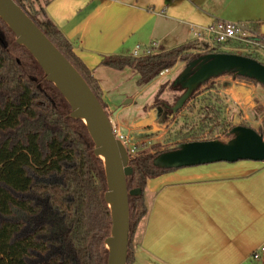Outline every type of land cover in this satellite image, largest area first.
Wrapping results in <instances>:
<instances>
[{
    "label": "trees",
    "instance_id": "1",
    "mask_svg": "<svg viewBox=\"0 0 264 264\" xmlns=\"http://www.w3.org/2000/svg\"><path fill=\"white\" fill-rule=\"evenodd\" d=\"M15 1L77 68L109 115L98 81L75 54L73 44L61 28L48 16L45 5L37 8L40 0ZM250 26L254 30L257 24ZM207 46L196 40L148 55L108 56L103 63L117 70L134 69L138 73L137 84L146 86L165 69L179 62L187 65L202 55L193 54L194 50ZM223 46L245 49V56L264 64L258 50L235 40L218 44L208 52L235 53L224 51ZM225 75L258 83L236 74ZM201 86L179 111L201 113L194 123L191 118L190 123L182 124L178 130L177 137L183 142L201 140L205 133L220 127L227 130L230 124L221 117V106L211 99L212 94L199 97ZM171 90L180 93L175 104L184 89L173 81ZM162 105L172 115L173 105ZM71 112L70 104L46 79L28 49L16 42L14 32L0 17V264L108 263L105 239L111 234L112 216L105 200L104 163L94 153V142L84 121L73 118ZM241 124L252 127L248 122ZM262 129L263 126L257 131L264 136ZM141 135L135 132L132 138L140 139ZM160 153H144L131 160L133 174L127 179L128 187L141 188L142 193L129 197L127 264H134V236L148 213L147 182L174 170L153 164Z\"/></svg>",
    "mask_w": 264,
    "mask_h": 264
},
{
    "label": "crops",
    "instance_id": "2",
    "mask_svg": "<svg viewBox=\"0 0 264 264\" xmlns=\"http://www.w3.org/2000/svg\"><path fill=\"white\" fill-rule=\"evenodd\" d=\"M44 3L48 16L98 81L115 120L123 121L134 107L137 115L144 114L134 120L150 116L155 110L144 109L151 101L141 99L154 81L139 86L134 69L109 67L103 63L105 57L133 56L138 46L152 42L160 52L200 41L195 31L217 21L255 23V33L264 38V0ZM145 194L151 199L134 236V264H264V258H252L264 243V161L174 169L149 179Z\"/></svg>",
    "mask_w": 264,
    "mask_h": 264
},
{
    "label": "water",
    "instance_id": "3",
    "mask_svg": "<svg viewBox=\"0 0 264 264\" xmlns=\"http://www.w3.org/2000/svg\"><path fill=\"white\" fill-rule=\"evenodd\" d=\"M0 17L14 32L16 42L33 55L46 79L53 83L70 104L73 118L82 119L94 142V153L104 163L107 191L105 200L112 216L111 234L105 239L107 264H127L130 241V196L141 188L129 189L133 174L132 158L115 132L109 115L87 81L15 0H0ZM236 74L264 86V64L236 53H206L191 60L175 80L184 92L170 107L173 116L184 108L193 92L211 79ZM169 107V106H168ZM155 111L141 125L157 121ZM231 138L190 141L158 154L153 164L162 169H178L217 162L264 161V136L253 127L236 124Z\"/></svg>",
    "mask_w": 264,
    "mask_h": 264
},
{
    "label": "rangeland",
    "instance_id": "4",
    "mask_svg": "<svg viewBox=\"0 0 264 264\" xmlns=\"http://www.w3.org/2000/svg\"><path fill=\"white\" fill-rule=\"evenodd\" d=\"M44 6V0H40L36 3L37 8ZM218 46L215 45V47ZM226 52H235L236 54L245 55L247 50L242 48L230 49L225 46L222 47ZM201 50V54H204L205 48H200L193 51L198 53ZM204 50V51H203ZM159 50L155 49L154 52ZM142 54V52L140 53ZM200 54V53H199ZM260 60L264 62V51H259ZM192 55V54H191ZM186 63H184L180 68L175 66L171 69L170 74L160 75L157 79L154 80L151 84V88L145 93V96L141 100H150L151 105L144 109L155 110L159 107L155 105H160L163 107L162 103L173 105L178 97V94L175 91L171 90V84L175 81L178 76L183 72ZM162 85H165L161 94L157 93ZM200 96L204 97L209 94H212L211 99L217 101L218 105L221 106V117L230 123L227 130H224L223 127L217 128L211 132H207L202 136L201 140H212V139H221L227 141L231 138L230 130L236 125L241 124L242 122H248L256 131L263 126L264 130V86L255 82L243 80L240 78H235L231 75H224L222 77L216 78L201 86ZM129 100V99H128ZM149 102V101H147ZM138 108H132L123 115L122 119L115 120L112 113L109 112V117L113 126L119 127L123 133L130 132L132 136L135 132H140L141 138L135 139V143L138 147V155L144 153L154 154L156 152L166 151L168 148H175L177 145L184 143L181 138L177 137L178 130L184 123H190L191 118H194L193 123L201 113L188 114L186 109L182 110L179 113H176L173 118H171L170 113H166L161 117L157 118V121L151 123L150 125H141L140 120H134L135 117L144 115L143 111L137 113ZM147 115V114H146ZM149 117V116H148ZM128 119V121H127ZM145 119V118H144ZM126 120V121H125ZM124 124L128 129L124 128ZM151 131V133H149ZM196 141V140H192ZM190 142V141H188ZM147 205H150L151 197L146 194ZM144 221V220H143ZM143 224V222H141ZM141 224V225H142Z\"/></svg>",
    "mask_w": 264,
    "mask_h": 264
},
{
    "label": "built area",
    "instance_id": "5",
    "mask_svg": "<svg viewBox=\"0 0 264 264\" xmlns=\"http://www.w3.org/2000/svg\"><path fill=\"white\" fill-rule=\"evenodd\" d=\"M250 24L249 22L217 21L207 27L196 30L195 36L208 45L207 48H205L204 54L209 53L208 51L214 48L215 45L225 44L232 40L245 43L253 50L264 51V38L255 33ZM156 46V42H152L150 45L144 47L138 46L134 52V56L152 54ZM141 52L142 54H140ZM198 52L201 53V50ZM171 69H165L160 75L170 74ZM113 127L116 136L126 145L129 156L135 158L138 155V147L130 135V132L123 133L119 127ZM252 258L254 261H259L264 258V243L253 252Z\"/></svg>",
    "mask_w": 264,
    "mask_h": 264
},
{
    "label": "flooded vegetation",
    "instance_id": "6",
    "mask_svg": "<svg viewBox=\"0 0 264 264\" xmlns=\"http://www.w3.org/2000/svg\"><path fill=\"white\" fill-rule=\"evenodd\" d=\"M186 67V66H185ZM185 69V68H184ZM234 77V76H233ZM155 113V112H154ZM164 114V107H159V108H157L156 109V116H157V118L158 117H161L162 115Z\"/></svg>",
    "mask_w": 264,
    "mask_h": 264
}]
</instances>
